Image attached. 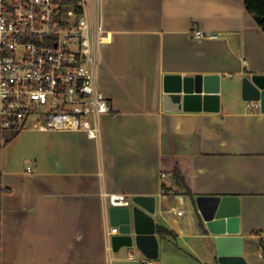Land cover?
<instances>
[{
  "label": "crops",
  "instance_id": "crops-1",
  "mask_svg": "<svg viewBox=\"0 0 264 264\" xmlns=\"http://www.w3.org/2000/svg\"><path fill=\"white\" fill-rule=\"evenodd\" d=\"M256 20L244 0H101L98 84L111 111L98 138L35 125L0 145V264H219L200 195L240 198L245 258L264 264V112L242 96L243 78L264 74ZM166 74L220 75V109H165ZM115 192L130 206L143 196L157 258L114 247L105 193Z\"/></svg>",
  "mask_w": 264,
  "mask_h": 264
},
{
  "label": "built area",
  "instance_id": "built-area-1",
  "mask_svg": "<svg viewBox=\"0 0 264 264\" xmlns=\"http://www.w3.org/2000/svg\"><path fill=\"white\" fill-rule=\"evenodd\" d=\"M192 35L206 36L199 29ZM107 42L101 0H0V138L6 129H23L31 117L43 119L36 124L43 130H83L98 138L99 118L111 111L98 84ZM105 197L111 207L131 204L124 193Z\"/></svg>",
  "mask_w": 264,
  "mask_h": 264
},
{
  "label": "water",
  "instance_id": "water-1",
  "mask_svg": "<svg viewBox=\"0 0 264 264\" xmlns=\"http://www.w3.org/2000/svg\"><path fill=\"white\" fill-rule=\"evenodd\" d=\"M256 18L258 14L254 15ZM220 78L218 74H166L164 76V105L185 109L203 107L220 109ZM242 96L246 101L258 102L264 112V74H252L242 80ZM143 196H134L132 206L109 209L118 233L113 235L114 247L136 245L149 258L158 257L159 241L156 222L143 206ZM201 223L206 236L216 249L219 264H248L244 255V237L240 232V198L238 196L200 195L196 197ZM123 243V244H122Z\"/></svg>",
  "mask_w": 264,
  "mask_h": 264
},
{
  "label": "trees",
  "instance_id": "trees-1",
  "mask_svg": "<svg viewBox=\"0 0 264 264\" xmlns=\"http://www.w3.org/2000/svg\"><path fill=\"white\" fill-rule=\"evenodd\" d=\"M244 5H245L246 10L249 13H251L252 15H255V14L259 15V17L256 18L257 19L256 21L264 32V0H244ZM18 133H19V130L11 133L8 141L12 139L14 136H16ZM0 145H1V142H0ZM173 175H174L176 182L179 184V186L184 187L185 192L187 194H191L192 196H194V194L191 193L190 189L186 187L187 185L185 184L183 177L181 176V174L179 173L177 169L175 170ZM1 191H2V186H1V172H0V194H1ZM159 231L162 234L172 233L171 230L164 228V227H160ZM263 248H264V242H263Z\"/></svg>",
  "mask_w": 264,
  "mask_h": 264
},
{
  "label": "rangeland",
  "instance_id": "rangeland-1",
  "mask_svg": "<svg viewBox=\"0 0 264 264\" xmlns=\"http://www.w3.org/2000/svg\"><path fill=\"white\" fill-rule=\"evenodd\" d=\"M45 121H47V119H45ZM41 122H43V119H39V118H37V117H31L27 122H26V124L23 126L24 128H32V127H34L36 124H38V123H41ZM22 130V129H21ZM21 130H19V131H21ZM14 131L13 130H9V129H6V130H4L3 132H2V134H1V138H0V141H1V145H3V144H5V143H8L9 141H8V139H9V137H10V134L11 133H13ZM121 256H122V258H129V253H127V252H125V253H121ZM178 264H180V263H178Z\"/></svg>",
  "mask_w": 264,
  "mask_h": 264
}]
</instances>
